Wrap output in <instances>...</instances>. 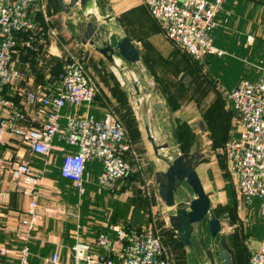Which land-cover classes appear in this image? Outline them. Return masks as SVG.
<instances>
[{
  "label": "rangeland",
  "instance_id": "rangeland-1",
  "mask_svg": "<svg viewBox=\"0 0 264 264\" xmlns=\"http://www.w3.org/2000/svg\"><path fill=\"white\" fill-rule=\"evenodd\" d=\"M104 1L103 12H108V7H111L112 13L117 14L116 16L124 22L123 24L128 28L127 31L129 30L132 38L136 40L141 51L142 62L130 65L138 69L136 78L140 80L144 89L149 88L152 91L153 83L158 85L161 97L155 96L150 99L151 108L154 109L156 103L162 106L167 104V107L160 108L165 120L169 117V112L172 116L178 112L179 124L178 129L176 127L175 129L179 151L196 150L203 154V159L197 162L196 170L205 191L210 196L214 213L221 221V230L217 238L224 239L233 251L234 264H246L251 243L264 240V216L259 208L255 211L250 210V206L241 207L240 197L227 172L225 156L226 144L236 134L237 116L233 112L230 132L225 139L222 133L225 132L226 125L222 123V117L225 112L230 111L225 105V96H228L232 88L229 81L237 75L239 80L254 77L259 69L264 67V8L252 7V10L244 14L242 23L238 22V25L233 20V14L226 22L221 19L215 29L214 37L216 44L225 51V54L223 57L214 58L217 62L214 59L211 60L209 63L211 65H208L203 73H199L188 66V56L182 49L179 50L177 58L172 61L154 51L148 43L146 28L140 26L132 17L134 10L136 15H144L142 8L145 6L144 0ZM42 5L37 15L31 16L34 27L25 31L32 32L28 46L26 44L24 46H27V53L34 68L26 70L29 80L15 82L21 91L28 89V81L36 82L33 74H38L44 77V81H50L52 85H56L63 64L71 57L78 58L68 52L70 39L63 36L56 28L61 12L56 9L55 0H44ZM97 7L102 15L98 1ZM148 16L147 14L145 19L152 20ZM48 24H51V28H48ZM165 42L169 48L170 43L166 40ZM85 58L78 59L86 69ZM188 58L193 60L191 57ZM145 61L151 64L153 78L146 70ZM111 67L117 71L115 72L120 75V79L123 77V84L128 88V92L132 90L129 82L135 81V75L128 71L127 83L119 70L113 65ZM123 67L127 70L129 64L124 63ZM187 75L192 78L188 85H185L183 80ZM130 103L131 112L128 120L123 119L117 111L115 113L125 129L130 147L131 169L111 187H101L96 182L93 183V177L91 178L90 173H87L86 189L79 195L71 183L58 176L59 154L53 153L51 158L44 159L32 156L34 166L46 167L49 179V182L41 189V203H39L41 206L43 204L51 221L49 230L51 233H63V236L68 237L79 230L74 219L71 218L72 212H68L70 209L68 207L73 208L75 201L79 199V221L86 224L85 229L88 232L90 230L93 232L94 227L137 225L159 235L169 264H204V255L194 254L192 251L197 249L199 244L197 224L194 225L192 232L191 247L178 242L179 238L169 226L168 216L173 213L176 206L167 207L163 204L155 182V172L164 171L168 163L155 156L146 139L142 121L134 111L135 103L131 99ZM154 114L156 115L155 111L150 116L156 143L168 142L171 147L175 146L174 139L169 133V123L163 120L155 124L157 116ZM199 121L203 122V130L198 126ZM1 144L4 146L16 144L14 147H17L18 143L15 139H8ZM24 150L23 148L22 151ZM164 151L169 152V149ZM228 181L232 184L231 191ZM192 197L190 188L183 183L175 195V203H182L187 207ZM60 208H64L65 212L61 213ZM202 226L206 230L207 224L203 222ZM208 242L207 236L204 245L207 246ZM0 261L4 264V259L1 258Z\"/></svg>",
  "mask_w": 264,
  "mask_h": 264
},
{
  "label": "built area",
  "instance_id": "built-area-1",
  "mask_svg": "<svg viewBox=\"0 0 264 264\" xmlns=\"http://www.w3.org/2000/svg\"><path fill=\"white\" fill-rule=\"evenodd\" d=\"M225 1L144 0V3L169 39L196 61H203L210 54H225L214 43L221 12L222 20H229L230 13L224 11ZM43 2L0 0V143L8 139L18 143L15 153L0 152V178H10L15 189L30 198L18 218V236L24 240L40 225L42 214L37 203L41 177L24 158L23 148L43 158H51L53 150H59L62 154L59 174L76 186L79 195L86 189L88 162L97 161L101 165L96 181L101 187H111L131 169L127 157L130 147L120 119L110 113L96 117L89 111L96 89L78 58L71 57L63 64L58 82L49 89H20L19 100L8 94L15 82L29 80L28 72L15 66V34L34 27L29 13L37 6L42 7ZM228 98L238 122L236 134L225 147L227 172L238 196H243V205L252 206L257 200L264 216V67L254 78L238 80ZM81 106L85 107L82 112ZM55 140L66 147L56 146ZM7 199L8 190H0V207L7 204ZM59 211L65 212L64 208ZM112 232L111 235L98 232L93 239L84 240L76 230L67 257L63 258L56 248L46 263L169 264L162 241L154 231L114 226ZM15 251L16 262L11 264H29L27 244ZM9 252V248L0 245V257ZM248 264H264V240L251 243Z\"/></svg>",
  "mask_w": 264,
  "mask_h": 264
},
{
  "label": "crops",
  "instance_id": "crops-1",
  "mask_svg": "<svg viewBox=\"0 0 264 264\" xmlns=\"http://www.w3.org/2000/svg\"><path fill=\"white\" fill-rule=\"evenodd\" d=\"M224 5H223L224 11H228L230 13L229 19L231 15L233 14V20L238 25V22L242 23L244 14L248 12L249 10H252V7H255V9H257V6L264 8V0H226ZM40 8L42 7L37 6L31 9L29 14L32 17L36 16L38 13L37 11L40 10ZM142 8H143L144 15H136L134 12L135 10L134 11L132 10L133 11L132 17L135 19V21H137V23L140 26H143L146 28L147 35H148V43L151 45L154 51L160 56H163L169 61L176 59L177 54H179L180 48L171 39H169L165 35V32L162 29L160 23L149 14L146 5ZM56 9L60 11L58 6H56ZM60 12L61 14L59 15V20L57 22L56 28L57 30H59L61 34H63V36H66V38L70 39L68 43L69 53H71L73 56H78V58H80L81 60H83L86 57L85 58L87 61L86 69L88 68V70L86 71L96 89L95 96L89 107V111L93 113L96 117H102L104 114L110 113V114L115 115L117 118H119L115 113V111H117L118 113H120L123 119L128 120L130 117L129 113L131 112V108L129 105L131 103H130V96H129L128 88L126 87V85L123 84L124 83L122 80L123 77L122 79H120L119 77L120 75H118L116 73L117 71L113 67H111L112 64L110 65V62L107 61L100 53H98L93 48L92 45H90L88 42L86 43L81 42V40L78 37L80 36V33L78 31V24L85 19L79 7L75 6L71 8L68 13H64L62 11ZM147 14L150 16V18L154 22H152V20L150 19H145V16ZM113 15L118 19V22L121 28L125 29V30L123 29L125 33L135 43L136 47L138 48L136 44L137 43L136 40L132 38V36L129 33V30L127 31L128 28L127 26L125 27V25L123 24L124 22L121 21V19H119L118 16H116L117 14L116 15L113 14ZM220 19H222V12L220 14ZM48 26H49L48 28H51V24H48ZM31 35H32V32H18L15 34L17 45H16V49L14 53V61H15V66L22 70H27L28 68L32 70V68H34L33 65L31 64V61H30L31 58L29 57V53H27V46H24V43L30 40V38L32 37ZM165 40L168 41V43H170L171 46L169 48H167ZM215 45L219 47L216 43ZM139 52H140L141 57L143 58L140 50ZM185 54L188 57H191L186 52ZM223 56L224 54L221 56L210 54V55H207L203 59V61H196L192 57L191 58L193 60H189V58L187 57L188 59L187 64L188 66L193 67V69H195L197 72L203 73V71L206 70L207 66L211 65L209 64L211 60H213L216 57H223ZM214 61L217 62V60L215 59ZM144 63L146 64L148 68L147 71L150 77L153 78L154 73L151 71L152 70L151 64L147 63L146 61ZM187 64L185 65L187 66ZM99 69H101V71ZM33 75H34L33 77L36 80V82H34L33 80H30L27 86L28 89H33L35 91H38V90H46L52 87V84L50 81H44V77L42 78L38 74H33ZM237 77L238 75L229 81L232 88L235 86V84L239 80L237 79ZM254 77H249V78H254ZM191 78L192 76H190L189 82ZM183 83L185 85H188V83H185L184 81ZM19 91H20V88L18 87L16 83H14L10 87L8 94L14 99L17 98V100H19L20 99V97L18 96ZM225 105L229 107L230 111L228 110L229 112H225L224 116L222 117L223 118L222 123L226 125V128L224 130L225 132L222 133L224 139L227 138L230 132L229 131V128L231 126L230 121L232 119V115L234 112L231 106V101L229 100L228 96H225ZM163 107H167V104H165L164 106L161 105V109ZM161 109L155 110L156 115L155 114L154 115L157 116L155 118V124H158V122L165 120L164 116L162 115ZM84 110H85L84 106H81L79 108L80 112ZM178 117H179L178 112H176V114H174L173 116L169 112V117H167L165 121L169 123V118H171L173 121L174 129L175 127L178 129V124H179V122H177ZM198 126L201 130L204 129V125L202 121L198 122ZM169 133L173 139L170 123H169ZM175 133H176V129H175ZM176 138H177V135H176ZM54 144L56 146L66 147L62 142L58 140H55ZM177 150L179 151V148ZM2 151L9 152L12 154V153H15L17 149L14 147L13 144H8L4 146L3 144L0 143V152ZM22 152H23L24 158L29 160L33 169L37 171L41 177V180H40L41 183L38 186L39 195L37 198V203H38V210L42 214V219L40 221V225L37 228H34L29 232L28 238L25 239L26 241L23 238H20L18 236V229H19L18 218L20 217L22 212L27 208L30 198L24 195L23 193L17 191V189H15L14 182L10 180V178H6V179L0 178V190H8L7 204L4 207H0V223L4 227V229L0 230V245H5L7 248L10 249L9 254L6 256H1V258L4 259V264H11V263L16 262L15 249L18 248L22 244H27L30 250L29 264H47L46 260L56 248L60 249V252L63 258L67 257L68 248L74 242V239L71 235H70L71 237H68V236H63L62 235L63 233L54 234V233H51V231L49 230L51 226V221L49 217L47 216L48 213H46L45 211L46 209L43 206V204L42 206L39 205V203H41L40 202L41 201V198H40L41 189L43 188V186L46 185V183L49 182V179L47 178V174H46L47 173L46 167L44 165L41 166V168L34 166L33 157L35 156L31 155L26 150ZM53 153L59 154L60 161H61V158H62L61 152L55 149L53 150ZM42 159L44 158L42 157ZM100 169H101V165L98 162L90 161L87 163L86 176H87V173H90L91 178L93 177L92 179H94L93 180V183H94L97 181V175ZM58 176L59 178L71 183V181L64 179L60 176L59 166H58ZM72 185L74 186L77 192L76 186L74 184ZM84 185L86 186L85 183ZM79 204L80 203L78 199L75 201V206L73 208L68 207L70 208L68 212L71 211L72 213L78 214V216L76 217V216H73L71 213V216H72L71 218L74 219L76 226L80 225L78 234L81 236L82 239L86 240L89 238V234L91 230L88 232L85 229L86 224H84L83 221H79L80 219ZM258 206H259V202L255 200L252 206H250L249 208L250 210L254 209L256 211L259 208ZM47 210L49 212L50 208ZM55 211L58 212V210H55ZM59 214L62 216L64 215L61 213ZM92 229H94V231L91 233H94L95 231H100V232L107 233L110 235L113 233L112 228H107V227H102V228L94 227ZM178 240H179L178 242H181L180 239ZM0 264H3V261L2 262L0 261ZM246 264H248V261Z\"/></svg>",
  "mask_w": 264,
  "mask_h": 264
},
{
  "label": "water",
  "instance_id": "water-1",
  "mask_svg": "<svg viewBox=\"0 0 264 264\" xmlns=\"http://www.w3.org/2000/svg\"><path fill=\"white\" fill-rule=\"evenodd\" d=\"M60 11L68 13L71 8L78 6L85 19L78 24L81 42H88L93 48L100 53L107 61L115 66L124 76L127 82V72L131 71L135 75V81L129 82L132 90H129V96L135 103L134 111L138 118L141 119L145 131L146 139L150 143L155 156L164 159L168 166L164 171L155 172V182L157 183V191L159 198L167 207L176 206L173 213L169 214L168 222L170 228L175 232L176 236L186 247H191V236L194 225L200 231V247L199 255L204 254V264H234L233 251L228 247L226 241H220L221 249L217 256L215 254V238L221 230V221L215 215L211 199L205 191L201 179L197 173V162L203 159V154L191 150L189 152H179L176 133L173 121L169 118L171 132L174 139V145L168 142L156 143L154 136V128L152 126L151 114L155 110H160L161 105L155 104V108H151L150 99L152 97H161L158 85L153 83L152 91L144 89L138 78L137 68L130 65L141 63L142 58L135 43L128 37L125 31L119 25L118 19L113 15L111 8L108 12L100 15L97 0H55ZM124 63L129 67L124 68ZM146 70L147 67H146ZM146 74V73H145ZM190 76L184 78V82L188 83ZM128 83V82H127ZM165 152L164 150H168ZM185 183L191 190L193 197L186 206L182 203H175V195L178 188ZM241 207H243V196H240ZM206 223L210 243L204 246V234L202 224ZM197 251V250H194Z\"/></svg>",
  "mask_w": 264,
  "mask_h": 264
},
{
  "label": "flooded vegetation",
  "instance_id": "flooded-vegetation-1",
  "mask_svg": "<svg viewBox=\"0 0 264 264\" xmlns=\"http://www.w3.org/2000/svg\"><path fill=\"white\" fill-rule=\"evenodd\" d=\"M98 1V6L100 7V10H102L103 11V8H104V6H105V1L104 0H97ZM205 231H206V234H205ZM198 232H199V244H198V247H197V249L195 248V249H193L192 251H193V253L194 254H199L198 253V250L199 249H201V247H200V231H199V229H198ZM203 234H204V242H205V237H207L208 236V238H209V242H208V244H207V246L209 245V243H210V236H209V232H208V228H206V230H204V228H203ZM221 240H223V239H218L217 237L215 238V241H214V244H215V254L216 253H219V251H220V249H221V245H220V241ZM205 246V245H204ZM206 247V246H205ZM194 250H197V251H194ZM204 255V254H203ZM217 255V254H216Z\"/></svg>",
  "mask_w": 264,
  "mask_h": 264
},
{
  "label": "trees",
  "instance_id": "trees-1",
  "mask_svg": "<svg viewBox=\"0 0 264 264\" xmlns=\"http://www.w3.org/2000/svg\"><path fill=\"white\" fill-rule=\"evenodd\" d=\"M225 6V5H224ZM216 29V28H215ZM215 32V31H214ZM214 42L216 43V39H215V37H214ZM127 157H128V159L130 160V157H129V154H127ZM97 162V161H96ZM86 170H87V167H86ZM229 182V181H228ZM232 184H230V182H229V190L231 191V186ZM231 193V192H230ZM130 223L131 224H134V223H132L131 221H130ZM126 228H128V227H139V226H137V225H135V226H130V225H126L125 226ZM98 232H100V231H95L94 233H92V235L91 236H89V238L88 239H93L95 236H96V234L98 233Z\"/></svg>",
  "mask_w": 264,
  "mask_h": 264
},
{
  "label": "bare ground",
  "instance_id": "bare-ground-1",
  "mask_svg": "<svg viewBox=\"0 0 264 264\" xmlns=\"http://www.w3.org/2000/svg\"><path fill=\"white\" fill-rule=\"evenodd\" d=\"M129 73H130V74H132V72H131V71H129Z\"/></svg>",
  "mask_w": 264,
  "mask_h": 264
}]
</instances>
